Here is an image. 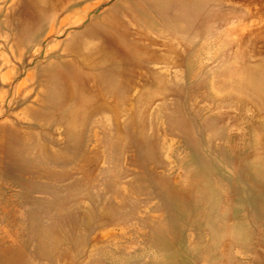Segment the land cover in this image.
Returning <instances> with one entry per match:
<instances>
[{"label":"rangeland","instance_id":"rangeland-1","mask_svg":"<svg viewBox=\"0 0 264 264\" xmlns=\"http://www.w3.org/2000/svg\"><path fill=\"white\" fill-rule=\"evenodd\" d=\"M9 256L264 264V0H0Z\"/></svg>","mask_w":264,"mask_h":264},{"label":"bare ground","instance_id":"bare-ground-1","mask_svg":"<svg viewBox=\"0 0 264 264\" xmlns=\"http://www.w3.org/2000/svg\"><path fill=\"white\" fill-rule=\"evenodd\" d=\"M116 43V42H115ZM110 67V66H109ZM96 69H102L103 67H101V66H97V67H95ZM63 70H65L64 68H63ZM91 70V69H90ZM93 70V69H92ZM103 70V69H102ZM108 70H109V68H108ZM98 71H100V70H98ZM112 71V70H111ZM95 73V72H94ZM77 74V73H76ZM66 75V74H65ZM74 76V75H73ZM103 76V75H102ZM105 76V75H104ZM66 77V76H65ZM67 81V80H66ZM4 264H18V260H17V257H15V256H9V257H7L5 260H4Z\"/></svg>","mask_w":264,"mask_h":264}]
</instances>
